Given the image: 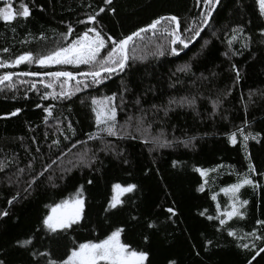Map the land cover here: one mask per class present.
<instances>
[{
	"label": "trees",
	"instance_id": "1",
	"mask_svg": "<svg viewBox=\"0 0 264 264\" xmlns=\"http://www.w3.org/2000/svg\"><path fill=\"white\" fill-rule=\"evenodd\" d=\"M216 2L0 0V63L30 57L0 82L57 73L0 86V264H67L115 231L139 264H264V9L222 0L195 40ZM91 30L97 60L38 65ZM116 184L133 190L114 207Z\"/></svg>",
	"mask_w": 264,
	"mask_h": 264
},
{
	"label": "rangeland",
	"instance_id": "2",
	"mask_svg": "<svg viewBox=\"0 0 264 264\" xmlns=\"http://www.w3.org/2000/svg\"><path fill=\"white\" fill-rule=\"evenodd\" d=\"M264 9V0H259ZM104 42L100 35L91 30L84 34L80 39L76 40L67 48L59 51L55 55L42 59L38 62L39 66L51 69L62 64L79 65L83 63H92L97 60L99 53L104 47ZM129 48V46H128ZM129 54V52H128ZM129 57V56H128ZM29 55L19 57L15 62L10 64L0 63L1 68H10L20 65L29 60ZM9 74V73H8ZM5 79V78H4ZM98 108L102 114H105L106 120L107 111L111 110V104L107 100H97ZM110 116L115 114V111L108 113ZM109 116V118H110ZM108 117V116H107ZM121 129V126H120ZM82 161V160H79ZM73 162V160H71ZM70 163L67 164V167ZM133 190L132 186H122L116 184L113 187L112 206H117L122 197ZM83 209V199L81 196H74L69 200H65L54 205L51 208L47 225L51 229H60L70 224H73L81 217ZM142 260V255L133 251H129L120 241L119 231H115L106 240L97 244H85L76 249L70 258L66 261L67 264H139Z\"/></svg>",
	"mask_w": 264,
	"mask_h": 264
},
{
	"label": "water",
	"instance_id": "3",
	"mask_svg": "<svg viewBox=\"0 0 264 264\" xmlns=\"http://www.w3.org/2000/svg\"><path fill=\"white\" fill-rule=\"evenodd\" d=\"M221 1H222V0H217V2H216L215 6H214V8H213V10H212V13H211V15H210V17H209L207 23L205 24V26L203 27V29L199 32V34H198V36H197V38H196L195 40L199 39V38L201 37V34L207 29V27H208V25H209V23H210V21H211L213 15H214V13L217 11V9H218V7H219ZM159 23H160V22H159ZM157 25H158V24H156V25H150V26H148V27H146V28H143V29L137 31L136 33L132 34V35L129 36L128 38H126V40H125L124 43H123V45H124V62L122 63V65H121L119 68H117L116 70H112V71L106 70V71H103V72H100V73L92 74V76H93V77H99V76H101V75H103V74H109V73H117V72H119V71H120V70H121V69L127 64L128 56H129V54H128V46H129V44H130V43H131L136 37H138L139 35H141V34H143V33H145V32L151 31V30H153L154 28H156ZM179 28H180V27H179V23H178V21H177L176 30H177L178 39L180 40V29H179ZM195 40H194V41H195ZM55 74H57V73H48V74H44V75H40V74H39V75L34 76V75H31V74L14 73V74H11L10 76H6L5 79H4L3 81L0 82V86L5 85L8 81H10L11 79H13V78H15V77H18V76H20V75H22V76H28L29 78H34V79H38V80H40V79H46V78H48V77H50V76H53V75H55ZM58 75L63 76V77H69V78L74 79V77L68 75L67 73H62V74H58ZM80 76H81V75H78V77H80Z\"/></svg>",
	"mask_w": 264,
	"mask_h": 264
}]
</instances>
